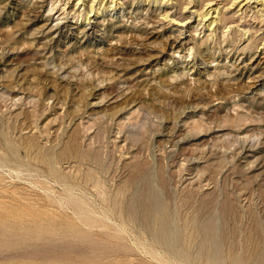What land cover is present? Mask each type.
Returning a JSON list of instances; mask_svg holds the SVG:
<instances>
[{"label": "rangeland", "instance_id": "1", "mask_svg": "<svg viewBox=\"0 0 264 264\" xmlns=\"http://www.w3.org/2000/svg\"><path fill=\"white\" fill-rule=\"evenodd\" d=\"M106 1L102 6L104 12L95 20L97 23L86 27V20L74 24L77 21L74 14L67 16L74 9V0L65 8L63 2L56 0H0V57L10 49L17 51L24 40L19 52L41 50L42 44L48 43L46 34L57 37L54 33L57 24L74 28H61L70 37L65 44H54L44 53L45 57L23 55V60H17L16 52L7 64L0 62L1 141L17 143L33 133L45 153L54 151L59 156L69 136L76 131L78 146L89 158L99 155L112 164L102 176L109 193L106 202L93 187L71 178L75 175L74 167L65 160L54 164L56 175H52L51 167L32 161L23 148H19L13 160H7L0 151V189L4 190H0V237L11 233V228L13 232L20 226L27 228L24 244L15 245L9 236L8 248L0 245V264H206L204 259L195 258L194 247L188 249V259L172 257L125 210L132 190L144 185L138 175L149 167L173 221V231L184 232L186 220L206 202L209 208L199 217H213L216 237L220 238L215 244L218 249H224V264L235 262V257H229L227 247L239 259L253 251L254 238L264 248V202L254 192L264 187V152H259L263 145L261 150L257 148L242 158L236 155L233 167L226 168L219 162H223V152L214 151L224 147L212 145L218 143L216 139L221 133L232 129L229 125L219 129L222 131L218 136L212 130L210 135L174 147L187 133L180 120L188 104L199 109L196 118H204L215 128L225 114H235L232 108L245 113L251 106L249 114L252 110L259 111H252L249 115L252 120L241 131L262 132L264 142V97L257 89L242 96L251 103H241L240 109L232 104L221 109L222 101L217 100L221 95L216 96L217 90L227 94L238 87L246 88L251 83L250 75L264 72V50L243 52L252 41L262 47L261 1L221 0L223 24L215 31L207 27L211 15L203 20L192 14L194 10L211 9L206 5L207 0H198L195 9L190 5L186 10L183 6L188 0L179 4L174 0L168 6L119 0L125 5L117 6V10L108 8L111 0ZM52 7L55 10L50 13ZM83 8L75 12L84 14ZM164 13H168V19ZM25 27L34 34L46 28L43 39L38 43L32 40L34 34L22 35L14 46V39L7 33L19 32V36ZM85 27L88 32L83 38L80 32ZM200 47L206 49L201 55ZM84 54L89 58L85 59ZM209 57L214 61L208 63ZM43 89L44 99L38 95ZM36 94L37 111L34 104L23 101L24 97ZM215 111L217 115H213ZM34 112L36 118H31ZM95 112L103 115L101 120L108 136L102 148L82 133V123L88 124L92 119L90 114ZM14 123L16 130L6 133V126ZM137 123L151 125V131L147 127L143 140L133 143L126 136L132 130L129 125ZM154 123L159 124L158 130L152 127ZM121 124L128 126L122 127L123 133L118 134ZM26 126L32 132L21 130ZM91 147L97 150L92 152ZM256 152L257 161L253 158ZM197 157L202 158L199 165L192 162L184 165L185 158ZM135 163H144V169L135 167ZM252 163L254 167L250 169L247 164ZM119 188L127 191L115 200ZM216 191L219 193L215 197L212 194ZM186 196L192 198V208L180 207L179 200ZM230 196L237 208L236 217L225 221L221 203ZM119 208L123 211L121 215ZM253 216L260 220L258 229L252 222ZM182 246L179 241L178 247ZM4 255L8 258L3 259Z\"/></svg>", "mask_w": 264, "mask_h": 264}, {"label": "bare ground", "instance_id": "2", "mask_svg": "<svg viewBox=\"0 0 264 264\" xmlns=\"http://www.w3.org/2000/svg\"><path fill=\"white\" fill-rule=\"evenodd\" d=\"M56 1L59 3L63 2V5H65L64 8L67 6L68 3L71 2V0H56ZM105 1L106 0H74V4L72 5L74 7V9H73L74 12H73V10L69 11L67 16L74 14V18H77L76 22H72L74 24H78V22H80V20H86L87 22L85 25L87 27L88 25H92L93 23H97V22H95V20H97L98 16L104 12L103 10H105V8L102 9V6H103ZM118 1L119 0H111L110 6L108 8H110V9L115 8V10H117V6L118 7L121 6V8H123L125 3H122L120 1L118 2ZM260 1H261L262 5L264 6V0H260ZM106 2L108 3L109 0H107ZM137 2H139V3L147 2L149 5L153 3V4H163V5L168 6V4L170 2H171L170 5H172L174 0H139ZM176 2H177V4H179L181 2V0H176ZM185 2L186 3H184V6H183V9H185V10L188 9L187 7H190V5H192V6L194 5L192 7V8H194L198 4V0H188ZM234 2H236V0ZM234 2H232L231 4L234 5ZM206 3H207L206 5H208L212 8L208 9L206 12H200L199 10L198 11L194 10L193 11L194 13H192V14H196L197 17H200L203 20L207 19V17H209L211 15V17L209 18L210 20H208L209 23H208L207 27L210 29L213 28L215 31V30H217V26H219L218 28H220V26L223 24V20H222V15H223L222 9L223 8L220 7L221 6V0H207ZM80 7H84L82 10H84V9L86 10V12L84 14L82 11L81 12L79 11L78 14H77V11L75 12V9L79 10ZM52 8L53 9L50 10L51 11L50 13H53V10H55L54 7H52ZM92 13H94V15H91ZM168 13H166V14L164 13V17L166 19L169 18ZM62 15H64V14H62ZM159 17H161V16H159ZM65 19H67V17H65ZM23 24H25V23H23ZM63 27H65V28L67 27L69 30H71L73 28L72 26H67V25L60 26L59 24H57V29L54 32L57 34V37L51 36L53 33L52 34L51 33L46 34L44 36V38L47 39L48 43H43L41 50L39 49V50L32 51L31 49L30 50L24 49L22 52H19V48L25 44V40H24V42H22L21 45H19L17 47V51H15V49H13L12 51L10 49L9 52L5 51L6 53H4L3 56L0 57V62L7 64L9 62L8 59L10 57H13L12 55H14V53H16V52H17L16 53L17 54V56H16L17 60L18 59L23 60V59H21L23 57V55L24 56L43 55L41 57H45V54H46L45 52L48 49H51L54 44L58 45L61 42H64V44L66 43V41H67L66 39L68 38L69 35H68V33H66V32L64 33L61 30V28H63ZM86 27L84 29H82V31L80 32L81 34H83V38L87 36L88 31H86ZM45 29H42L41 31H37V33L34 34L31 32V30H28V28L25 27L23 32L20 31L19 36H17V34L19 32L7 33V35L10 39H12V40L14 39V41L12 43L14 46L19 44V40H20V37L22 35L33 36V34H34L35 36L32 38V40L33 41L36 40L39 43L41 41V39H43V35L45 34ZM51 29H53V28H51ZM76 29L78 30L79 28H76ZM40 34H41V36H39ZM248 45H247V47H245L243 49V52H245V51L258 52L259 49L262 51V50H264V37L262 39H260V45H262L261 48L257 45V43L255 41H252L251 44L249 46ZM193 49L194 48H190V50H193ZM203 51H206V49H202L200 47V55L204 53ZM84 55H85V59L89 58V56H86V54H84ZM203 57H204V55H203ZM213 61L214 60L213 59L211 60V58L209 57L208 63H211ZM60 64H62V63H60ZM263 73L258 74V75H254V74L250 75L248 78H249L251 83H249L246 88L238 87V88H235L233 91L228 92L227 94L223 93L224 90H222V89H221V91L217 90L216 96H217V94L221 95V96L218 95L219 97L217 96L218 97L217 100L222 101V103L220 105L221 109L226 108L229 104H232L233 107H238L240 109L241 103L242 104L245 102L251 103V101L249 99L246 100L242 96L245 97L249 92H252L256 89H257L256 91H259L260 94H262L264 97V74ZM41 83H42V81H41ZM72 83H75V82H72ZM75 90H76V88H75ZM234 93H237V95H235ZM38 95L40 98L42 97L44 99V89L39 91ZM36 96H37V94L35 96L24 97V99H23V101L28 100L29 104H34L33 108L35 109V111H37V107H38V105L36 104L35 99H34V97H36ZM263 100H264V98H263ZM48 104H50V103L48 102ZM232 109L235 112V114L234 115H232L231 113H230L231 115L225 114L222 117L218 127L215 128L211 124H209L208 121L205 120L204 118H202V117L196 118V115L199 112V109L195 106L194 107L191 105L189 106V104H188L183 109V111L181 112V115H182L181 118L182 119L180 120V122H182L184 124V129H187V133L184 134L183 137H181L178 141L175 142L174 147L178 146V144H181V143L182 144H185L186 142L188 143V142L194 140L196 137H201V136L204 137L205 135H208V134L210 135V131L212 133V130H213V133H215L216 136H218L221 133L220 131H222L219 129H223V127L229 125L232 127V129L228 133H221V135L218 136V138L216 139V141L218 143H215L212 145V147H219L221 145H222L221 147H224V148L220 147L221 149H214V151L220 150L221 152H223V155L221 157V158H223L222 159L223 162L221 160H219V162L222 163L221 167L226 168L228 165L233 167V165L235 163L236 155H238L240 158H242L244 156V154H248V152L255 151L257 148L260 149L261 145H263V147L261 148L262 150L260 149L261 151H259V152L260 153L264 152V142L262 143V137H263L262 132L258 133V132H248V131H244V130L241 131V129L246 125V122L252 120L249 115H251V113H253V112H258L259 110H256V111L252 110L253 112L251 111V113L249 114V112H250L249 109H251V106H249L247 108V111H245V113H241L239 111H236L235 108H232ZM200 111H202V110H200ZM36 114H37L36 112L30 114L31 118H36ZM213 115H217L216 111H215V113H213ZM90 116L92 117V119L88 120L89 121L88 124L82 123V125H83V132L82 133L89 140H94L95 144H96V142L100 143V146L102 148L107 143L105 141L108 140V136H106V134H105L106 133L105 132V125H104L105 122H103L101 120V118H103V115L100 112H95V113L90 114ZM28 119H30V118L28 117ZM138 119H140V118H138ZM124 126H128V125L127 124H121L118 126L119 127L118 134L123 133L122 127H124ZM150 126L147 123H140V124L137 123L134 125H129L130 129H132V130L128 133V136H126V139L131 140V142H133V143H138V142L142 141L144 134H146L145 132H146L147 127L150 128V129H147V131H151ZM165 126L166 125H164V127ZM152 127H155V129L158 130L159 124L154 123L152 125ZM16 128H17V124H15V123L14 124H8L5 128V132L9 133V130H16ZM93 128H96V130L93 134H90L89 132ZM133 128L135 129L134 130L135 132L133 131ZM26 129H30L29 126L23 127L21 130H26ZM234 129H236V130H234ZM30 131L32 132V128L30 129ZM166 132H168V130ZM80 133H81V131H80ZM242 135H244V136H242ZM27 137L28 138H26V137L22 138L17 143H12L10 141L3 143L0 139V151H2L3 157H5L7 160H9V158H10V160H13V159L17 158V156H18L17 153L19 151V148H23L25 151V154L30 159H32V161L40 163V164H46L49 167H51L52 175H56V170H55V168H53L54 164L55 163L58 164V163H60L59 161L65 160L69 164H73L75 175L71 176L72 179L80 180L85 185H89V186L93 187L98 192L99 196L103 198V201L108 202V194L109 193L107 192V189L104 187V184L102 182V176H103V174H106L109 171L112 164H111V162L108 163L107 160H103L99 155H95L92 158H89L87 153L85 151L81 150L80 147L78 146V143H77V140L79 139V133L78 132L74 131L69 136V138H68L67 142L64 144L63 149L60 152L59 156L54 151L45 153L42 150V147L39 144V141L37 140V137L35 134L33 135V133H32L31 136H27ZM219 142L221 144H219ZM246 144L247 145L249 144L248 145L249 147H247ZM120 148H121V150H123L122 147H120ZM252 148H253V150H251ZM90 149L92 152H94V150H97V149H92V147ZM223 149H224V151H223ZM257 153L258 152H256L254 157H253L254 160H256V161L258 160V157L255 159ZM228 154H230V155H228ZM14 156H15V158H13ZM47 156H48V158H47ZM201 159L202 158H200V157H197L195 159H186L185 158L183 162H184V165L187 162H189V163L192 162V163L198 164V163H200L199 161ZM255 162H253V163H255ZM253 163L247 164L250 169L252 167H254ZM142 164L144 166V163H135V167L144 169V167H142ZM100 169L102 170L101 172H100ZM152 173H153V169L151 167L146 168L140 172V175H138L139 176L138 180H140L142 183L144 182V185L142 188H137V189L134 188L132 190V194L128 197V199L125 203V210L129 214L132 215L133 219H138L139 222L142 223L144 228L150 233L151 237L156 239L161 244H163L167 248L169 255H172V257H180L183 259H188L189 258L188 252L191 250L192 247H194L197 249L195 258L204 259V261H206V264H224L223 263V261H224L223 257L225 256V254L223 253L224 249H218V247L216 245L218 243V241H220V238L216 237L217 228L215 225L216 224L215 221H213V217L212 216H209L208 218H205V216H204V218L199 217V216L205 215L207 209L209 208V204L206 202L201 203V205L195 210L193 215L189 219L186 220V222L184 224V232H183V230L181 233H177V232L173 231V221L169 218L170 217L169 211L165 205L166 203L163 202V200L161 199L160 191H158L157 188L155 187V182L153 181L154 176ZM159 181H161V183L164 182L162 176H160ZM200 181L202 182L201 178H200ZM135 182H136V180H135ZM201 182L198 184L199 189L201 188V184H202ZM14 189L15 188H13V190ZM0 190H3V189H0ZM125 191H127L126 188H119L114 195L115 200H116V198L122 196ZM254 192L264 202V187H259L258 191L257 192L254 191ZM216 193L218 194L219 192H217V191L213 192L212 195H215V197H216L217 196ZM229 195L230 194H227L226 196H229ZM231 197L232 196L227 197L223 201V203H221L223 205L222 210H223V214L225 217L224 218L225 221L233 220L236 217L237 208L235 207L234 202L231 199ZM83 204H85V202H83ZM216 204H219V200H216ZM179 205L181 208H184V209H186V208L188 209L190 207L192 208V198L189 196H186L185 198L180 199ZM120 210L121 209L119 208L118 212L121 215L123 213V211H120ZM256 217L253 216L252 222H253L254 226H256L258 229V226L260 225V220L257 219L258 217L257 218ZM110 221H112V220H110ZM5 230H6V228H5ZM11 233L8 232L7 235L4 234V238L0 237V245H3V247L8 248L10 241H8L7 238L9 236H11V239L14 241L13 243L15 245H21V244H24L26 242V239H27V237H26V235H27L26 226H20L19 230L15 229L14 232H13V229L11 228ZM221 238L223 241L226 240V237H221ZM179 241L183 245L181 248L178 247ZM252 246H253V251L251 253L246 252V253H249L248 256L245 254L244 255L242 254L241 259L246 260L245 264H264V248L261 249L259 247V245L257 243V238H256V240L254 238V240L252 242ZM186 249L187 250L190 249V250L187 251ZM226 250L229 251L228 255L230 258L235 257V259H234L235 262L233 264H243L242 260L239 259L240 256L238 255L236 257L237 254L234 255L233 252H231V248L227 247ZM7 258H8V256L4 255L3 259H7Z\"/></svg>", "mask_w": 264, "mask_h": 264}]
</instances>
